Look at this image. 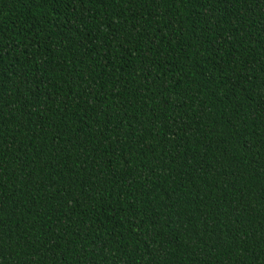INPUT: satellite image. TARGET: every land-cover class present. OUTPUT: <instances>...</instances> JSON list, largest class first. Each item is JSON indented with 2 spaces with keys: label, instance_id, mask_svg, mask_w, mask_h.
Wrapping results in <instances>:
<instances>
[{
  "label": "trees",
  "instance_id": "16d2710c",
  "mask_svg": "<svg viewBox=\"0 0 264 264\" xmlns=\"http://www.w3.org/2000/svg\"><path fill=\"white\" fill-rule=\"evenodd\" d=\"M0 264H264V0H0Z\"/></svg>",
  "mask_w": 264,
  "mask_h": 264
}]
</instances>
